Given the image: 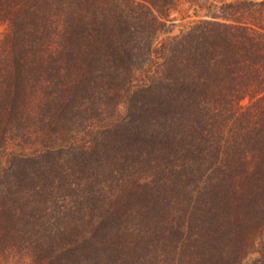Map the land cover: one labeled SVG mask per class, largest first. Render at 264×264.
<instances>
[{
    "label": "trees",
    "instance_id": "trees-1",
    "mask_svg": "<svg viewBox=\"0 0 264 264\" xmlns=\"http://www.w3.org/2000/svg\"><path fill=\"white\" fill-rule=\"evenodd\" d=\"M175 1L0 0V264H264V0Z\"/></svg>",
    "mask_w": 264,
    "mask_h": 264
},
{
    "label": "rangeland",
    "instance_id": "rangeland-1",
    "mask_svg": "<svg viewBox=\"0 0 264 264\" xmlns=\"http://www.w3.org/2000/svg\"><path fill=\"white\" fill-rule=\"evenodd\" d=\"M190 1H193V0H176L174 5L168 12V16H169L168 18H174L175 21H181V22H184L186 20L193 19V18H199V16L198 17L192 16L193 10L189 7V4H188V2ZM225 1H234V0H225ZM238 1L242 2L241 4H243L242 5L243 7L248 2H251L254 0H238ZM259 15H260L259 10L251 9L250 6H248L247 8H245V10L242 9L239 15V19L241 21L248 22L249 19H252L251 17H259ZM3 28H4V24L0 23V35H1V32L3 31ZM41 126L43 125L33 123V126L31 127L36 129V131H32L31 134L28 136L29 141H26L22 138H14L13 140H7L5 151L6 152L11 151V152L28 153V152H31L37 149H42L44 146L49 145L48 144L49 139L46 140L49 137L48 135L52 136L51 139L55 138V140L57 141H59L60 139H65L64 132L59 133V134L55 132L51 134L50 130L47 129L46 127L44 130H46L47 132L43 133V131L40 130ZM43 138L46 142L41 141V139ZM263 235H264V229H263ZM248 246H249L248 254L250 257H252L255 255L254 253L255 244L253 242H250Z\"/></svg>",
    "mask_w": 264,
    "mask_h": 264
}]
</instances>
